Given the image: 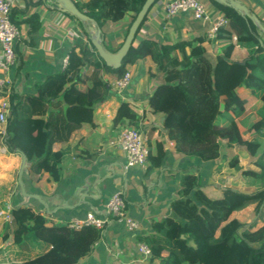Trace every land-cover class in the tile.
Returning a JSON list of instances; mask_svg holds the SVG:
<instances>
[{"label": "trees", "instance_id": "1", "mask_svg": "<svg viewBox=\"0 0 264 264\" xmlns=\"http://www.w3.org/2000/svg\"><path fill=\"white\" fill-rule=\"evenodd\" d=\"M72 1L80 12L95 23L104 49L116 53L123 43L115 49L109 48L106 44L107 25L119 23L131 14L124 42L146 0ZM158 2L156 0L152 7ZM208 2L229 21L228 26L220 28L217 35V40L225 44L223 61L232 64L229 59L235 48L234 37L239 45L249 49L248 59L244 65L239 66L242 71L240 85L250 90L264 104V33L250 18L232 7L215 0ZM42 3L60 6L56 0L39 1V4ZM12 13L11 19L18 27L23 22L29 26V34L39 29L40 19L37 14L27 17V11L18 12L22 19L16 22ZM147 15L118 69L107 66L99 58L91 44L90 35H87V43L70 50L67 65L61 74L38 83L34 94L7 95L9 107L5 132L0 135L2 144L9 153H23L26 156V170L37 173L43 169L48 173L50 181L59 182L62 178L61 163L70 151L69 140L72 134L80 123L91 120L93 110L109 95L110 89L102 78L103 71L120 78L127 72L128 66L145 58L151 59L163 77V82L155 87L148 100L149 110L152 114L163 115L162 129L175 143L180 154L197 161L212 162L220 157L221 142H225L228 146H244L252 156L258 155L257 149L244 136L248 132L264 129V114L259 122L245 132L240 130L235 118L228 125H222V99L227 100L223 105L224 112L233 109L236 116L244 112L247 102L234 92L224 97L219 94L213 79L215 64L208 60L207 46H203L206 40L194 38L191 41L163 45L155 37H141L139 32ZM78 21L86 29V24ZM259 21L264 26V22ZM109 40L114 41L111 37ZM188 48L196 49V55L188 54ZM86 66L91 67L92 71L85 78L82 69ZM86 81L87 87H82L81 84ZM75 91L78 92V105L66 113L61 98ZM0 95L6 96L5 88L1 89ZM40 116L46 117L43 124L34 120ZM114 122H125L129 127L140 129L141 118L131 110L127 102H121ZM57 143L61 147L56 151L54 145ZM157 151L154 157L149 152L151 168L161 165L163 148L160 144L157 145ZM256 165L259 167L258 172L246 170L242 174L254 179V183L257 181L256 196L261 198L264 196V149ZM231 166L237 167L238 160L235 159ZM177 194L178 197L170 204L169 216L153 221L151 233L136 236V241L150 249L149 264H155L156 261L159 264H264V223L260 226L252 224L236 235L247 247L244 262L218 236L223 225L229 221L230 214L239 209L238 202L243 200L241 195L210 198L202 189L200 175L189 172L181 176ZM11 215L13 220L2 235L3 241L12 238L20 247L27 246L29 242L50 246L46 252L22 264H77L93 250L95 242L102 238L103 232L94 226L73 229L67 223H49L40 211L28 205L17 206Z\"/></svg>", "mask_w": 264, "mask_h": 264}, {"label": "crops", "instance_id": "2", "mask_svg": "<svg viewBox=\"0 0 264 264\" xmlns=\"http://www.w3.org/2000/svg\"><path fill=\"white\" fill-rule=\"evenodd\" d=\"M11 1L12 14L16 22L22 19V15L18 12L27 11V17L34 13L39 16L40 27L36 32L29 34V26L26 23L23 22L19 26L21 35L15 45L17 61L9 73L10 83L5 88L6 96L0 95V108L3 103H8V94L15 93L21 96L34 94L38 83L61 74L70 50L87 43V35H91L89 24H86L85 29L61 6L55 7L50 3L49 6L39 4L41 0ZM166 1L170 0H159L151 8L139 35L155 37L163 45L177 41H191L194 38L205 39L203 46H207L208 60L215 64L213 79L219 94L224 97L234 92L240 99L247 102L244 112L236 116L233 109L224 112L223 105L227 100L222 99L221 123L223 126L228 125L229 121L235 118L240 130L247 131L243 125L247 122L252 125L259 122L264 114L263 102L254 97L250 90L240 85L242 71L239 66L248 59L249 49L239 45L234 37L235 48L229 59L232 64L223 61L225 44L221 40L208 39L207 33L210 26L195 20L190 14L178 15L166 21L160 7V4ZM236 1L264 22V0ZM207 7L214 14L224 16L211 3L208 2ZM130 16L131 14H128L121 22L107 25V45L110 37L114 40L111 42L114 46L123 43ZM187 52L196 55L197 50L188 48ZM127 70L132 75L130 86L121 95L110 91L107 99L93 110L90 115L91 120L80 123L79 128L72 134L69 140L70 151L61 163V180L50 181L48 173L43 169L37 173L25 169L22 176L26 192L41 197L46 203V208L30 197L23 205L40 211L49 223L63 224L74 219H84L89 213L98 218H104L107 216L106 205L115 193L119 192L125 198L127 213L139 223V229L129 232L111 218L104 228L99 245L77 264L114 263L115 259L113 260L107 251L108 247L111 249L117 244L118 248H124L126 242L127 256L124 255L123 258L129 260L128 254L134 250L135 245L131 250H128V247H132V242H138L135 237L150 233L153 221L169 216L170 204L178 197L180 178L186 172L200 175L202 189L208 197L225 195L222 192L214 195L212 192L215 189L211 183L217 180L220 170L222 172L224 165L221 157L225 155L224 148L232 146L221 142L220 157L212 162H201L180 154L175 148V143L162 129L163 115L152 114L148 107V100L155 87L163 82L162 74L150 58L128 66ZM91 71L92 68L86 66L82 69V76L88 77ZM102 78L105 83H109L116 77L110 72L103 71ZM81 85L87 87L88 83L86 81ZM77 93L69 92L61 98L66 113L68 109L77 107ZM121 102H127L131 110L140 116V129L148 138L153 157L158 154L157 145L162 146L163 154L159 167L151 168L149 161L145 168L134 167L125 170L124 154L116 144V139L122 130L129 126L125 122L117 124L114 122ZM34 120L36 123L43 124L46 117H35ZM4 132L5 125L0 124V135ZM258 134L264 136V130ZM0 143V203L10 202L12 199L16 203L20 198L15 199L13 181L15 180V187L20 191L17 176L21 156L19 153H9L2 141ZM60 147L57 143L54 145V150L57 151ZM216 188L221 189L223 185L219 183ZM19 193L21 198L25 199V196ZM4 224L5 220L0 217V264H22L50 248L45 243L20 247L12 238L3 241L2 226Z\"/></svg>", "mask_w": 264, "mask_h": 264}, {"label": "built area", "instance_id": "3", "mask_svg": "<svg viewBox=\"0 0 264 264\" xmlns=\"http://www.w3.org/2000/svg\"><path fill=\"white\" fill-rule=\"evenodd\" d=\"M164 13V19L170 21L178 15H191L195 20L210 26L207 36L210 41H216L218 31L222 27H227L228 19L219 14H214L202 0H170L160 4ZM13 4L11 0H0V89L6 88L10 83L9 73L17 61L15 45L20 38V27L11 19ZM68 57L64 61V68L67 65ZM131 72H127L120 78H114L107 83L111 92L122 94L131 84ZM8 103H3L0 108V124L5 125L8 115ZM124 154V168H145L149 157V143L146 134L138 128L128 127L122 130L116 139ZM107 216L98 218L89 213L84 219H74L67 222V225L73 229H79L82 226H94L104 231L105 226L111 218L122 225L126 230L134 232L138 229L139 223L129 217L126 210V201L119 192L115 193L106 205ZM7 213V214H6ZM0 217L7 222L11 220L9 212L0 211ZM100 241L95 242L93 248L98 246ZM139 254L148 258L150 249L147 245H135L131 256Z\"/></svg>", "mask_w": 264, "mask_h": 264}, {"label": "rangeland", "instance_id": "4", "mask_svg": "<svg viewBox=\"0 0 264 264\" xmlns=\"http://www.w3.org/2000/svg\"><path fill=\"white\" fill-rule=\"evenodd\" d=\"M202 1L204 2V4L207 5L208 0H202ZM108 46L111 49H115L117 47L116 45L115 46L112 45L110 40L108 41ZM251 126L252 123L250 122H247L246 124L243 125V127L246 128L245 130L247 131L251 128ZM258 133L259 132L251 131L244 136L245 140L248 143L252 144L257 149L258 155L252 156L244 146L234 145L231 148L225 147L224 148L225 155L221 157V160L223 161V165H224L222 168V172L220 170L217 180L211 183L212 187L215 189L214 192H212L214 195L222 192L223 194H225L224 196L229 195V197H233L235 195L237 196L241 195L243 198L241 202H238V205H240L239 209L235 210L230 214L229 221L223 225L222 229L219 231L218 234V236H220L225 240L224 245L227 244L230 248H233L238 253L242 262L245 261L247 254V247L245 246L244 243L240 242L237 239L236 235L242 233L243 230H245L252 224L256 226H260L261 224L264 223V196L261 198L260 197L257 198L256 196L258 193V189L256 188L258 184L257 181L256 183H254L253 182L254 179H251L250 177H247L244 174H242L243 171L246 170H254L257 172L259 171V167L256 165V163L259 160V157L264 149V136H261ZM1 141L2 140L0 138V142ZM223 144L226 145L225 143ZM235 159L238 160V166L232 167L231 163ZM14 181H13V186L15 190L13 192H15L16 194L15 199L17 198L20 199L19 200L17 199L18 201L16 203L13 202L14 201L13 199L10 202L0 203V211L9 212V215L11 216V220L9 222H7L3 218L5 220V224L2 226V235L6 232L7 225H10L11 221L13 220L11 211L14 210L17 206H25L23 204H26L28 202V200H26L28 198L26 197L25 199L21 198L19 193L20 191L18 190V188L15 187ZM219 183L220 185H223V188L221 189L216 188V185ZM262 203H263V207L261 208ZM31 244H35V243L29 242L27 246H31ZM138 244L143 245L144 243L132 242V247H128V250H131L134 245L137 246ZM126 245H128L127 242L124 244V248L123 247L118 248V245L115 244L113 245V247H111L112 250L110 249V247H108L107 251H109V254L111 255L112 259L113 260L115 259L116 261V262L113 261L114 263L111 264H149V259L146 257H143L139 254L131 256L133 250L130 252V254H128L130 255L129 260L123 258L124 255L127 256L126 248H125L127 247ZM155 264H159V262L156 261Z\"/></svg>", "mask_w": 264, "mask_h": 264}, {"label": "water", "instance_id": "5", "mask_svg": "<svg viewBox=\"0 0 264 264\" xmlns=\"http://www.w3.org/2000/svg\"><path fill=\"white\" fill-rule=\"evenodd\" d=\"M57 3L62 7V9L76 17L81 22L85 24H89V28L91 30L90 40L92 46L95 48L97 55L100 59L104 61V63L112 67L113 69H118L121 65V62L128 54L131 45L134 41L136 32L141 25L143 19L147 15L149 9L152 5L156 2V0H146L142 9L137 14L135 20L133 21L132 25L129 28L128 34L121 45L120 49L116 53L107 52L101 44L100 39V31L96 27L95 23L91 21L84 13L80 12L77 7L75 6L72 0H56ZM220 4H224L227 6L232 7L233 9L239 11L241 14L250 18L255 25L264 33V26L260 23L258 17L249 12L248 8L242 5L239 1L236 0H215ZM262 44V43H261ZM246 61H243L241 65H244ZM21 156V163L18 171L17 182L20 188V192L25 197H30L37 200L40 204H42L46 208V203L44 200L36 194L27 193L23 184L22 176L24 170L26 168V156L23 153H20Z\"/></svg>", "mask_w": 264, "mask_h": 264}]
</instances>
